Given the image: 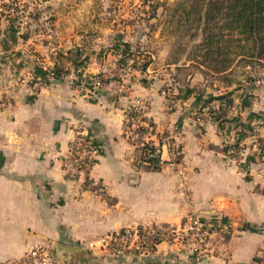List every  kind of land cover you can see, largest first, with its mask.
I'll return each mask as SVG.
<instances>
[{
	"label": "crops",
	"instance_id": "crops-1",
	"mask_svg": "<svg viewBox=\"0 0 264 264\" xmlns=\"http://www.w3.org/2000/svg\"><path fill=\"white\" fill-rule=\"evenodd\" d=\"M28 9L0 0V264L44 240L78 249L126 227L181 226L189 215L212 230L201 250L191 241H160L147 254L85 248L77 264H264V91L221 93L159 57L141 66L124 58L123 39L107 49L100 34L60 32L59 19ZM61 48H78L80 64L47 78ZM93 77L102 87L89 96L81 85ZM171 80L179 86L168 102L161 92ZM135 99L147 106L144 128L125 137ZM77 127L94 152L85 179L73 181L63 159ZM161 137L173 165L151 171L142 144Z\"/></svg>",
	"mask_w": 264,
	"mask_h": 264
},
{
	"label": "rangeland",
	"instance_id": "rangeland-1",
	"mask_svg": "<svg viewBox=\"0 0 264 264\" xmlns=\"http://www.w3.org/2000/svg\"><path fill=\"white\" fill-rule=\"evenodd\" d=\"M20 1L31 18L59 19L60 32L69 33L73 27L88 39L100 34L107 49L116 38L123 39L122 55L139 58L141 66L149 65L152 56L159 57L161 65L176 64L183 76L199 74L221 93L240 87L264 91V57L231 28L232 7L239 5L238 0ZM60 50L56 55L60 70L80 64L72 54L78 48ZM46 77L54 79L51 70ZM89 84L88 79L81 88Z\"/></svg>",
	"mask_w": 264,
	"mask_h": 264
},
{
	"label": "built area",
	"instance_id": "built-area-1",
	"mask_svg": "<svg viewBox=\"0 0 264 264\" xmlns=\"http://www.w3.org/2000/svg\"><path fill=\"white\" fill-rule=\"evenodd\" d=\"M7 12L14 13L16 4L8 3ZM90 84L81 88L89 96L94 90L102 87L99 78H89ZM178 83L171 80L162 89V95L169 102V98L178 91ZM174 93V94H173ZM147 106L141 99H135L128 112V122L124 125V136L129 137L143 130V114ZM94 148L90 139L83 132L81 127H77L70 140L66 155L63 159V171L66 177L73 181L85 179L86 173L92 167V153ZM173 154V145L166 137L157 139L154 143L146 140L142 144L141 161L151 171H160L168 165H173L170 160L163 157ZM212 230L205 222L193 215H189L181 226H154L139 225L126 227L118 231L102 234L92 240L86 241L83 246L89 250L100 252H134L147 254L156 248L160 241H171L173 243L184 244L191 241L201 250L210 238ZM6 264H70L67 261L58 259L50 245L45 243L33 244L19 259L9 261Z\"/></svg>",
	"mask_w": 264,
	"mask_h": 264
},
{
	"label": "trees",
	"instance_id": "trees-1",
	"mask_svg": "<svg viewBox=\"0 0 264 264\" xmlns=\"http://www.w3.org/2000/svg\"><path fill=\"white\" fill-rule=\"evenodd\" d=\"M238 1L240 2L239 5L232 7L234 27L231 28L250 42L251 46L256 49L258 56L264 57V0ZM146 66L148 64L144 65V67ZM51 73L54 79L58 80L66 72L60 70L58 64H55Z\"/></svg>",
	"mask_w": 264,
	"mask_h": 264
},
{
	"label": "water",
	"instance_id": "water-1",
	"mask_svg": "<svg viewBox=\"0 0 264 264\" xmlns=\"http://www.w3.org/2000/svg\"><path fill=\"white\" fill-rule=\"evenodd\" d=\"M45 244L51 246L54 251L55 256L63 261H67L70 264H77L78 262V253L83 252L85 249L84 246H80L78 249H72L70 247L58 245L56 243H51L50 241L44 240L42 241Z\"/></svg>",
	"mask_w": 264,
	"mask_h": 264
}]
</instances>
